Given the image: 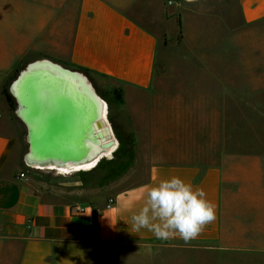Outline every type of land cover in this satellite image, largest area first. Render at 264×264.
I'll return each mask as SVG.
<instances>
[{"label": "crops", "instance_id": "0c3cea01", "mask_svg": "<svg viewBox=\"0 0 264 264\" xmlns=\"http://www.w3.org/2000/svg\"><path fill=\"white\" fill-rule=\"evenodd\" d=\"M263 28L264 0H0V264H102L116 246L126 253L180 243L219 245L226 252L254 247L227 238L248 231L234 223L238 213H228L231 192L239 197L246 186L239 163L219 148V105L245 85L225 79L223 73L243 68L219 66V55L238 57V42L264 40V33L253 32ZM39 61L88 70L121 90L115 112L133 135L134 157L117 178L124 183L108 196L64 194L20 178L17 138L1 131L9 107L3 91L23 122L13 86ZM172 176L202 188L216 206V219L187 242L158 240L131 226L147 190ZM109 198L115 204L106 208ZM94 210L99 241L93 238ZM105 260L190 264L128 255Z\"/></svg>", "mask_w": 264, "mask_h": 264}, {"label": "rangeland", "instance_id": "374dc122", "mask_svg": "<svg viewBox=\"0 0 264 264\" xmlns=\"http://www.w3.org/2000/svg\"><path fill=\"white\" fill-rule=\"evenodd\" d=\"M253 32L256 35L264 33V28ZM252 39L238 42L241 48L238 57L230 53L219 55V66L238 64L243 68L239 73H223L225 79L245 85L240 93L219 105V148L225 146L228 151L226 155L233 158L232 163H239V175L244 178L242 181L246 186L238 191L242 193L239 197H236L234 190L231 192L228 213H238L241 217L234 223L248 231L231 232L227 238L254 247L226 252L219 250V245L200 247L180 243L161 244L154 248L139 247L126 253V250L116 246L107 250L102 264L109 262L105 258L124 255L184 258L190 264H264V248L259 246L264 244V40ZM66 69L86 78L98 96L108 103L109 121L120 144L112 156L106 157L93 171L59 175L56 171L26 166V156L30 152L26 143L28 135L23 122L14 116L15 106L5 105L6 116L1 121V131L14 134L17 138L21 163L19 172L24 173L25 178L37 181L49 190L63 191L64 194L74 192L87 198L108 196L124 183L117 182V178L128 169L134 157L133 135L125 131L115 112L117 101L114 93L118 89L112 82L98 79L93 74L87 76L80 69ZM246 173L248 179L245 178Z\"/></svg>", "mask_w": 264, "mask_h": 264}, {"label": "bare ground", "instance_id": "6f19581e", "mask_svg": "<svg viewBox=\"0 0 264 264\" xmlns=\"http://www.w3.org/2000/svg\"><path fill=\"white\" fill-rule=\"evenodd\" d=\"M13 87L30 132L26 161L33 169L89 172L119 149L108 103L79 73L39 61Z\"/></svg>", "mask_w": 264, "mask_h": 264}, {"label": "clouds", "instance_id": "9594fccd", "mask_svg": "<svg viewBox=\"0 0 264 264\" xmlns=\"http://www.w3.org/2000/svg\"><path fill=\"white\" fill-rule=\"evenodd\" d=\"M215 209L202 188L172 176L147 190L145 203L131 217V226L137 232L147 229L158 240L178 236L187 242L216 219Z\"/></svg>", "mask_w": 264, "mask_h": 264}, {"label": "trees", "instance_id": "16d2710c", "mask_svg": "<svg viewBox=\"0 0 264 264\" xmlns=\"http://www.w3.org/2000/svg\"><path fill=\"white\" fill-rule=\"evenodd\" d=\"M80 69L81 71H83L87 76H90V72L88 70H84L81 68H77ZM118 92L114 93L115 95V99L117 101V105L122 104L123 103V97H122V93L121 90H117ZM3 94L6 97L7 102L9 103V105H11L12 107L14 106V101L13 98L8 94L7 90L4 89ZM93 238L95 241H99L100 239V229H99V221H98V215L97 212L94 210L93 211Z\"/></svg>", "mask_w": 264, "mask_h": 264}, {"label": "built area", "instance_id": "2783aa9c", "mask_svg": "<svg viewBox=\"0 0 264 264\" xmlns=\"http://www.w3.org/2000/svg\"><path fill=\"white\" fill-rule=\"evenodd\" d=\"M26 166L27 167H30L28 164H26ZM20 178H25V174L24 173H21L20 174ZM114 204H115V199L109 198L108 201H107V203H106V208H111L112 206H114ZM84 211H85L84 208H77L76 209V212L77 213H82Z\"/></svg>", "mask_w": 264, "mask_h": 264}]
</instances>
